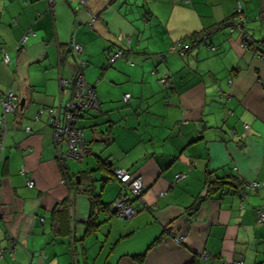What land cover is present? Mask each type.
I'll return each instance as SVG.
<instances>
[{
	"label": "crops",
	"instance_id": "0c3cea01",
	"mask_svg": "<svg viewBox=\"0 0 264 264\" xmlns=\"http://www.w3.org/2000/svg\"><path fill=\"white\" fill-rule=\"evenodd\" d=\"M237 1L249 48L227 28ZM73 41L99 101L75 121L88 146L78 167L45 110L71 97ZM0 48V96L18 100L7 113L0 102V264H264V190L206 195L207 178L264 181V0H0ZM104 160L142 177L143 204L128 220L99 212L85 234V184L105 207L122 192Z\"/></svg>",
	"mask_w": 264,
	"mask_h": 264
},
{
	"label": "built area",
	"instance_id": "2783aa9c",
	"mask_svg": "<svg viewBox=\"0 0 264 264\" xmlns=\"http://www.w3.org/2000/svg\"><path fill=\"white\" fill-rule=\"evenodd\" d=\"M48 3V10L53 11L55 0H46ZM188 2L189 0H183ZM81 3H84L85 0H80ZM242 7L237 1V6L234 11V16L230 20L227 28L229 32L238 30L241 34V45L245 48H249L253 41L245 30L244 19L241 16ZM205 36H203L204 38ZM179 53L183 54L188 44H178ZM71 50L75 53L78 59V71L73 81V89L70 99L58 109H55V112L52 107H46L45 110L50 115L49 122L53 127L54 137L56 141H61L64 145L65 152L64 155L72 158L77 162H82L84 156L88 152V147L86 142L82 137V131L75 125V116L83 110H99V101L96 97L94 88L92 85L86 83L83 79V69L86 66V61L80 58L81 54V45L80 43L73 41L70 44ZM2 52V58L5 62L8 61L6 53L0 48ZM124 56V49H117L114 51L108 59V63H112L117 58ZM160 81L167 85L168 78L167 76L160 79ZM230 81V80H228ZM63 84V83H62ZM223 95L222 93H219ZM129 95L125 94L123 99L126 101ZM0 102L3 108V112H12L18 107V100L15 95L9 91L6 94L0 96ZM43 112V109H39L35 114L34 118H38L39 115ZM3 117V116H2ZM4 118H0V126L5 127ZM28 129V128H26ZM1 144V142H0ZM113 176L120 182L122 187V192L118 198L111 204L110 209L116 213L117 216L127 219L132 218L136 213V207L133 202L143 203L142 194L145 190V185L143 183L141 176H132L123 168H112ZM182 174H177L175 177L180 178ZM28 186H32L33 182L28 181ZM243 186L251 191L264 190V181H248L244 182ZM164 192H160V195ZM258 223L264 222V214L262 211L257 210ZM172 235V234H169ZM173 240L176 243H180L184 240V236L178 235L174 236ZM204 260L208 259V255H202ZM233 264H242L241 261H235Z\"/></svg>",
	"mask_w": 264,
	"mask_h": 264
},
{
	"label": "trees",
	"instance_id": "16d2710c",
	"mask_svg": "<svg viewBox=\"0 0 264 264\" xmlns=\"http://www.w3.org/2000/svg\"><path fill=\"white\" fill-rule=\"evenodd\" d=\"M230 23V21H228V23L227 24H229ZM246 30V29H245ZM253 42H254V40H253ZM252 45H253V43H252ZM251 45V46H252ZM250 46V47H251ZM186 51V50H185ZM184 51V52H185ZM167 78H168V83L170 82V78L167 76ZM168 83H167V85H168ZM17 109H14L12 112H14V111H16ZM80 114V113H79ZM79 114H76V116H75V121L78 119V117H79ZM49 124H50V122H49ZM54 143H56V144H60L61 145V153H60V157H62V159H70V160H73L72 158H70V157H67V156H65L64 155V152H65V148H64V145L62 144V142L61 141H54ZM88 147V146H87ZM75 161V160H74ZM77 162V161H76ZM77 163H79V162H77ZM82 163V162H81ZM100 163V162H99ZM101 164V163H100ZM102 164L103 165H101V166H105L106 167V169L109 171V173L111 174V177L112 178H115L114 176H113V173H112V168H113V165H112V163L111 162H109V161H107V160H104L103 162H102ZM80 172H82V171H80ZM80 172H78L77 174H76V176H75V178H77L78 179V182H76V179H75V183L76 184H81L82 182H83V179H82V175H81V173ZM90 171H88V173H89ZM103 180H105L104 178H101V181H103ZM120 183V182H119ZM227 184H232V185H234L235 187H237V189L238 190H246L247 188H245L244 186H243V184H244V182H238V183H233L232 181H230V180H228L227 178H217V179H211V178H207V182H206V195H212V194H214V193H216V192H218V191H220V189H222V187H224V185H227ZM86 186H84V187H86V188H84V190H82V192H84L85 194L86 193H88V195H89V197H88V199H89V203H90V208H89V216H88V220H87V222H88V224H87V227H86V231H85V234H89V233H91V232H94L95 231V228L97 227V223H96V221H95V215L96 214H98L99 212H105L106 211V213H108V211H110L113 215H116V213L114 212V211H112V210H110V206H111V203L107 206V207H105V205L103 204V203H101L100 202V200H99V195L97 194H94V191H90V187L89 186H91L90 184H85ZM121 185V184H120ZM88 188V189H87ZM199 200V202L201 201V199H198ZM60 204L62 205L60 208H58V209H56L55 211H53L52 213V217H51V220H52V225L53 226H55V225H57L60 229H61V227L63 226L62 224H64V226H65V220H64V217H60L61 215H63V212H65V210H66V205L64 204V201H62V202H60ZM133 204H134V206L136 207V213L138 212V210L139 209H141L140 208V204H143V203H137L136 201L135 202H133ZM196 204H198V203H195L194 204V207H193V209L194 208H196ZM96 210V212H95V214H94V211ZM56 213H58V214H56ZM135 213V214H136ZM111 214V215H112ZM58 215V216H57ZM58 227L56 228V227H54L55 228V230L56 229H58ZM80 240V239H79ZM155 242H157V240L156 241H154L153 243H155ZM139 257H141V256H136V258H139Z\"/></svg>",
	"mask_w": 264,
	"mask_h": 264
},
{
	"label": "rangeland",
	"instance_id": "374dc122",
	"mask_svg": "<svg viewBox=\"0 0 264 264\" xmlns=\"http://www.w3.org/2000/svg\"><path fill=\"white\" fill-rule=\"evenodd\" d=\"M203 36H204V35H203ZM71 161H72L73 163L76 164V167H78V166L80 165V164H78L77 162H75V161H73V160H71ZM82 165H83V164H82ZM82 186H83V185H82ZM115 200H116V199H115ZM115 200H114V201H115ZM114 201H113V202H114ZM113 202H112L111 204H113ZM128 219H131V218H127L126 220H128Z\"/></svg>",
	"mask_w": 264,
	"mask_h": 264
},
{
	"label": "water",
	"instance_id": "95a60500",
	"mask_svg": "<svg viewBox=\"0 0 264 264\" xmlns=\"http://www.w3.org/2000/svg\"><path fill=\"white\" fill-rule=\"evenodd\" d=\"M99 111V110H98ZM98 111H96V112H98Z\"/></svg>",
	"mask_w": 264,
	"mask_h": 264
}]
</instances>
